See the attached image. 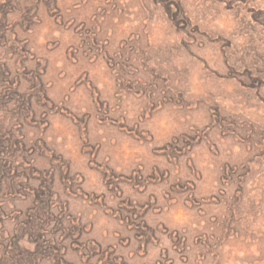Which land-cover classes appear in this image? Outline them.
Segmentation results:
<instances>
[{"label": "rangeland", "instance_id": "1", "mask_svg": "<svg viewBox=\"0 0 264 264\" xmlns=\"http://www.w3.org/2000/svg\"><path fill=\"white\" fill-rule=\"evenodd\" d=\"M0 264H264V0H0Z\"/></svg>", "mask_w": 264, "mask_h": 264}]
</instances>
